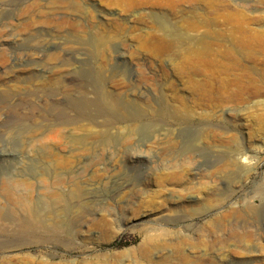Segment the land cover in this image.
Returning a JSON list of instances; mask_svg holds the SVG:
<instances>
[{
  "label": "rangeland",
  "instance_id": "obj_1",
  "mask_svg": "<svg viewBox=\"0 0 264 264\" xmlns=\"http://www.w3.org/2000/svg\"><path fill=\"white\" fill-rule=\"evenodd\" d=\"M71 168L79 236L7 226L0 264H264V0H0V172L49 213Z\"/></svg>",
  "mask_w": 264,
  "mask_h": 264
},
{
  "label": "bare ground",
  "instance_id": "obj_2",
  "mask_svg": "<svg viewBox=\"0 0 264 264\" xmlns=\"http://www.w3.org/2000/svg\"><path fill=\"white\" fill-rule=\"evenodd\" d=\"M113 106L117 112V115L115 117L106 119L103 123L105 127H114L116 125L124 123H141L145 118H147V113H149V110L129 99L116 101L115 103H113ZM93 123L94 121H92V124ZM102 139V144L106 145L111 141L112 136L109 133H103ZM73 143V146L77 145L81 148V150L85 149L82 140H74ZM75 162L76 161H74V164ZM69 164V161H62L57 162L55 165H52V167H49L43 166L40 163V165H35L33 167L31 174L40 177H42L43 174H55L58 169H61V167L69 166ZM87 166L88 164L82 163L81 168L86 170ZM78 167L79 164L75 169L77 170ZM88 167L89 170H92V173L90 175L93 179L96 175L95 168L92 165H89ZM41 171L43 173H40ZM77 171H75L74 168L69 169V174L71 175L70 182L72 183L73 188L66 195L62 191L64 186L66 185L65 180L64 178L57 176L58 178L55 182V187L57 186L59 189L56 188L55 193L52 196V199L54 200L52 201L53 210L49 211V213H43L42 210L38 208L37 203L33 201V186L31 184L27 182H16L15 180L6 177V175L1 174L0 172V186L2 192H4L7 198L10 201L12 200L13 204L15 205V208H12L8 211L0 203V238L8 235L9 230L5 228L10 225L14 227V232H16V234L28 235L35 233L41 235L42 238H47L50 240L63 239L66 237L76 238L77 236H79L80 231L78 229L81 228L83 224L84 215L80 213L76 214V216H74L72 219H70V217L72 216L74 209H76L77 207H79L80 209L83 208L81 197L84 195V189L86 188V185H83V183L81 182V179L83 178L82 173L79 174V172L77 173ZM72 199L76 201L75 205L69 204V201ZM58 203H64L63 207H61V210L60 208L54 209V204L57 205ZM60 214H62L61 217ZM225 219L227 218L225 217Z\"/></svg>",
  "mask_w": 264,
  "mask_h": 264
}]
</instances>
